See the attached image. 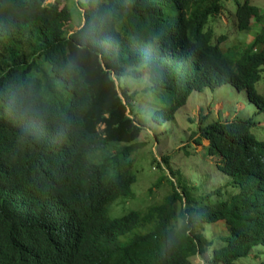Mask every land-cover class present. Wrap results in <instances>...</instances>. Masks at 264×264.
Instances as JSON below:
<instances>
[{"label":"trees","instance_id":"1","mask_svg":"<svg viewBox=\"0 0 264 264\" xmlns=\"http://www.w3.org/2000/svg\"><path fill=\"white\" fill-rule=\"evenodd\" d=\"M45 2L0 0V264H193L209 249L202 264H264V141L250 118L200 114L180 139L207 142L217 178L164 153L151 159L161 200L108 213L133 198L142 134L179 136L192 93L229 86L264 113V11L236 1V32H258L223 50L210 26L225 0H86L75 30L62 0ZM221 223L213 248L206 225Z\"/></svg>","mask_w":264,"mask_h":264},{"label":"rangeland","instance_id":"2","mask_svg":"<svg viewBox=\"0 0 264 264\" xmlns=\"http://www.w3.org/2000/svg\"><path fill=\"white\" fill-rule=\"evenodd\" d=\"M54 0H46V4L52 3ZM239 1L240 3L244 0H225L224 2V11L221 15L215 18L211 24V28L215 33V36H225V41L220 45L223 50H226L228 47H241L246 43H249L254 34L258 32V29H253L251 33H238L233 27L232 21V10L234 11L235 2ZM68 6V10L71 15V29L75 30L80 26V10L78 9V4L84 6L86 0H62ZM233 4V9L232 5ZM252 5L258 6L262 11H264V0H250ZM260 83H264L263 80ZM144 85V82L138 84H131V90L140 91ZM264 90V84L262 86ZM258 90L264 96L260 87ZM144 98H139V112L142 114L143 107L141 105L144 102ZM148 110L149 107H146ZM202 114L208 116L211 119L217 117L221 119L233 118L235 115L240 119H248L255 124L251 133L254 134L256 139L259 141H264V113H256L252 105H249L246 102L245 95L243 92H237L229 86H222L210 90L208 88L204 89L201 93L194 92L192 93L187 103L182 107L175 115L173 121V131L175 132L176 137L169 139L167 135H159L157 141H149L150 139H144L143 135L140 137L141 142H146V146L139 150L136 154L135 164H134V175L136 177V182L131 187V192L133 198L128 199H118L109 207V217L110 218H119L122 215L126 214L128 211L137 210V208L147 205V202L158 203L162 196L166 193L167 188L163 182L160 187L154 189V185L157 181L164 175L165 172H162L152 166L151 159L154 157L156 160H160V155L166 153L170 154L172 151H175L173 160L171 161L174 169L182 170L184 174L188 175L189 171L192 173H211L212 178H217L218 175L214 172L213 163L214 158H208L205 151V158L201 154L203 149L207 146L206 141H202L201 144H196L194 141H180V139H185L189 136L187 132L188 128H194L197 124L198 116ZM195 120L194 123H189V120ZM189 121V122H188ZM149 124V123H148ZM148 124L146 126H148ZM147 131L149 130L148 127ZM150 131V130H149ZM158 133L159 131L156 130ZM186 132V133H185ZM144 133H146L144 131ZM188 144L190 150H193L194 153H197L195 156L190 158L181 159V149ZM201 154V155H200ZM217 184V183H215ZM152 188L153 196H149L147 191ZM220 226H210L206 225L207 233L209 238L213 240V248L218 246L221 243H224L223 240L228 235L226 228L223 223L216 224ZM221 239V243L218 240ZM210 251V249L208 250ZM202 257V260H206L209 253ZM201 258L194 257L192 259L193 264H202ZM240 264H248L249 262L240 261Z\"/></svg>","mask_w":264,"mask_h":264}]
</instances>
